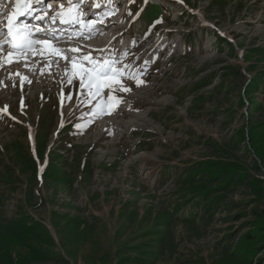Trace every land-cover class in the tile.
Returning a JSON list of instances; mask_svg holds the SVG:
<instances>
[{"label":"rangeland","instance_id":"obj_1","mask_svg":"<svg viewBox=\"0 0 264 264\" xmlns=\"http://www.w3.org/2000/svg\"><path fill=\"white\" fill-rule=\"evenodd\" d=\"M116 2L94 27L105 47L121 36L125 78L102 97L124 101L74 146L65 131L83 127L73 124L63 150L54 142L60 114L101 97L82 95L73 77L80 104L60 110L68 60L40 49L0 57V264L264 263V135L256 147L249 136L264 132V0ZM79 38L54 46L89 54Z\"/></svg>","mask_w":264,"mask_h":264},{"label":"snow or ice","instance_id":"obj_2","mask_svg":"<svg viewBox=\"0 0 264 264\" xmlns=\"http://www.w3.org/2000/svg\"><path fill=\"white\" fill-rule=\"evenodd\" d=\"M132 2H135V0H132ZM15 3L17 6L16 11L13 17L9 18L7 21V31H0V37H5L0 40V52L3 51L5 46H9L10 48L7 63L13 62V53H15L17 57L24 56L25 59L28 54H35L37 46L47 50L53 56H60L62 59L68 60L72 68L71 71L66 72V75L69 77L68 83H72L73 77L78 78L82 95L85 94L83 90H87V95L93 98L101 97V104L97 107V111L93 113V115L105 113L102 92L105 88L110 89V91H116L115 85L125 78L124 73L115 67L114 62L107 60L98 61L94 59L90 53L80 57L72 56L69 58L66 55V50L56 48L48 39L34 38L35 34L46 36L45 28L39 26L30 27L17 23L19 18L26 15L27 10L31 9L33 0H15ZM46 13L47 9L43 14L36 16L35 19L38 21H46L48 19ZM107 15L108 14H105V16ZM74 18L75 22L83 24V27L87 30V35L84 38L90 39L94 32L99 31L95 29L93 21L85 22L83 20V14L76 8H69L67 11H64L63 6H61V9L57 12L55 17L51 18L50 22L56 23L57 19H59L61 23L67 24ZM81 35H83V33H81ZM52 39H56V37H52ZM68 51L78 53L81 49L74 47ZM16 62H19L18 59ZM2 63L3 62L0 61V66H2ZM17 75L19 74L17 73ZM127 78L136 80L137 86L143 83V81L139 80L134 74H130ZM119 90L125 92L130 91L129 88L123 87L122 84ZM108 100L109 102L115 100L116 104L120 103V100L112 95H109ZM107 114H111V111H108Z\"/></svg>","mask_w":264,"mask_h":264},{"label":"trees","instance_id":"obj_3","mask_svg":"<svg viewBox=\"0 0 264 264\" xmlns=\"http://www.w3.org/2000/svg\"><path fill=\"white\" fill-rule=\"evenodd\" d=\"M253 132V131H252ZM263 135H264V132L262 133V134H259V133H257V132H255V130H254V132L253 133H251L250 132V134H249V136H250V141H252L253 142V147L255 146L256 147V145H258V141H261L262 140V137H263ZM49 167V166H48ZM258 218V217H257ZM257 220H259V219H257ZM256 220V221H257ZM257 231H258V233H260V232H262V231H264V227L262 226V222H261V224L258 226V228H257ZM251 236V235H250ZM248 237L247 238V240H245L244 241V243H248V242H250V243H254V238H256V237H254L253 235L251 236V237ZM247 247H245V246H243L242 248H240V249H242V251L243 250H245ZM244 252V251H243ZM254 254H255V252H253ZM248 264H252L251 263V261H249L248 262ZM255 264H264V263H261V262H258V263H255Z\"/></svg>","mask_w":264,"mask_h":264},{"label":"bare ground","instance_id":"obj_4","mask_svg":"<svg viewBox=\"0 0 264 264\" xmlns=\"http://www.w3.org/2000/svg\"><path fill=\"white\" fill-rule=\"evenodd\" d=\"M51 1H56V0H51ZM56 5H59V4H61V3H55ZM101 33L102 32H100V31H97V32H94V34L93 35H95V36H93L94 37V39L92 40V42L94 43V44H86V43H84L83 41H80L79 40V42L77 41V43L79 44H82L83 46H85L86 48H88V50H90V51H93L94 49H96L97 47H98V40L101 38ZM66 40V38L63 40V41H65ZM90 41V40H89ZM56 42H61V40L60 41H56ZM101 42V41H100ZM52 43V42H51ZM100 47V46H99ZM57 48H59V49H62V48H60V47H57ZM68 48H67V46H65V50H67ZM15 57V56H14ZM129 110V109H128ZM139 116V115H138ZM135 123V122H134ZM134 126V125H133ZM125 127L126 126H124V129H125ZM122 128H123V126H122ZM132 128V127H131ZM116 136V135H115ZM114 138H116V137H114ZM143 142V141H142ZM137 145V144H136ZM140 147V146H139Z\"/></svg>","mask_w":264,"mask_h":264}]
</instances>
